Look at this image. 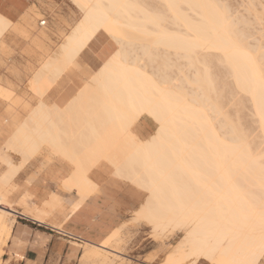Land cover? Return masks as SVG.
<instances>
[{
	"label": "bare ground",
	"instance_id": "1",
	"mask_svg": "<svg viewBox=\"0 0 264 264\" xmlns=\"http://www.w3.org/2000/svg\"><path fill=\"white\" fill-rule=\"evenodd\" d=\"M70 1L82 15L32 75L29 86L39 99L98 32L116 48L66 106L40 99L1 146L7 166L0 174V259L13 226L6 215L14 211L9 197L17 185L9 183L45 147L74 166L62 186L75 187L80 198L92 188L86 172L102 160L145 189L137 217L156 231L184 229L164 264L190 256L256 264L264 254V3L244 1L242 15L232 14L225 0ZM0 18L6 21L1 38L12 20ZM255 29L259 44L250 39ZM246 99L257 135L243 126L242 109L234 110ZM142 114L158 123L146 140L131 129ZM8 149L20 164L13 165ZM57 197L39 207L28 190L16 202L42 220L62 200ZM119 229L83 250L80 263L112 264L100 251L118 255L107 245Z\"/></svg>",
	"mask_w": 264,
	"mask_h": 264
},
{
	"label": "rangeland",
	"instance_id": "2",
	"mask_svg": "<svg viewBox=\"0 0 264 264\" xmlns=\"http://www.w3.org/2000/svg\"><path fill=\"white\" fill-rule=\"evenodd\" d=\"M226 1L229 2L231 8H233L231 10L234 12L230 10L232 14L237 12L238 14L240 13L242 15H245L244 13L246 11L244 10L245 8H243V5L244 1L246 0H225V2ZM239 1H243V3L241 4V2ZM260 2L264 3V0H261ZM73 3L74 2L70 0H32V6H35L36 8V12L33 15L35 27L37 30H43L41 31L43 36L46 35L44 31L48 33V38L44 42L45 45H35L32 41L30 44V38L28 36L12 37L7 35L6 38H4V40H6V43L0 42V118L1 114L7 111L8 115H18L19 119H23L25 115L30 111L29 109L34 107L35 104L42 98L41 97L39 99L38 95L30 88V77L34 73V70L37 71L39 65L41 66V62L43 64L45 59H47L48 57L50 58L51 56L56 54L57 50L60 47V44L64 42L66 36L71 31L76 21L81 17L82 12L79 10L80 8L77 7L75 3ZM263 5L264 4H262V6ZM245 6L246 5H244V7ZM262 8H264V6ZM41 20L45 21L44 25H39V21ZM171 29L173 30V28ZM255 31L253 30V33L257 34L260 33L261 30L259 31L258 29H255ZM100 32L105 38H108L116 48V43L114 42V40L111 39V37L103 31ZM254 34L253 36H251L252 38H250L252 43H261L263 41L262 39L261 42H256L258 39L253 40L254 36H258ZM260 45L264 47V42H262ZM215 60H213V63ZM175 61L176 59L174 60V64L176 63L177 65H179L178 62L180 60L178 61L177 59V62ZM158 63H161V61H158ZM99 65L100 64H93L83 57H78L77 61H75L73 64H70L69 67L66 69L70 70L64 72L59 77L57 76V80L55 81L53 86L50 87L45 98L48 101L52 102L59 100V96H63V94L56 92L57 88H60L57 84L58 81L63 82L64 85H73V90L68 94H75V92L79 90L80 86L84 85L90 80V77L94 74L93 72H95L92 69L101 66ZM214 65L217 64L214 63ZM174 66L176 65H173L171 70L173 73H176L177 68L175 69ZM173 69L176 71H174ZM190 71L191 70L188 71V74L192 73ZM171 75L173 76V74ZM176 77H178V75ZM28 90L32 91L31 94H29ZM188 90L191 89L188 88L186 91ZM3 92L4 94H2ZM248 102V100L247 102H243L245 103V106L243 103L241 104L244 108L241 105H235L236 107H234V110L239 109V114L240 109H242L240 112V116L241 114H243L242 116L244 117L242 121L244 120L246 124H243V126L245 128H248L247 126L250 125V133L252 132L253 135H257V130L255 129L256 123L254 122L252 109ZM235 115L236 114H234V116ZM141 116L134 122L133 130L138 134L140 138L145 139L153 133L158 123L146 114H142ZM145 116L150 117L151 119ZM5 121H7V118L5 119ZM8 125L10 124L8 123ZM9 132L10 128L8 127H6V130L0 128V148L8 139ZM7 152L12 155L11 159L13 165L20 164L18 163L20 158L17 154H14V152L10 151L9 149L7 150ZM48 154L49 150L47 148H41L26 164L21 167L20 171L15 176V178L10 181V185L16 183L18 186H16L17 190L10 194V202L15 210L23 211L22 207L16 202V200L23 191L24 185L26 184L30 176L35 177L37 174H40L45 168H47L51 164L62 162L69 166L71 172L72 168L68 163L60 161L56 156L48 160ZM1 160L2 158H0V174L4 172V170H6L7 166L6 164H3L5 162H3V160L1 162ZM117 177L129 183V188L131 191V208L129 213L127 214L125 221L121 224L122 226L118 231L117 237L112 238L109 244L107 245L108 248L110 247L112 250H114L113 252L118 253V255L115 256L114 254L105 252L101 249V251H98L105 255H108L110 260L113 261L112 264H164L165 262H167L164 261L166 260L165 256L167 255V253L171 252L174 245H176L180 238L183 236L184 229L174 228L173 230V228H170L171 226H168L165 228L166 230L163 229L156 231L155 229H153L152 224L148 220H145L143 217H137L136 210L144 202L145 197L147 196V192L145 189L141 188L136 183L126 180V178H123L121 176ZM9 184L8 186L10 187ZM9 187L7 189H9ZM16 215L17 213L7 214L6 223L9 224L13 222L14 225L17 220ZM134 217L137 219H135ZM9 240H11L10 245ZM9 240H7L6 244L3 246L4 251L1 255L0 264H13V262H17L20 258V253L17 251L19 243L12 245V238L10 237ZM77 246H79L80 252L76 257L74 264H82V262L80 263L81 260H79L80 255L82 254L84 248H88L90 246L86 243H82L81 245ZM190 257L191 258L188 257L189 261L186 259L187 262L181 263L216 264L210 262L206 258L200 257L198 259L195 258L194 262V258L192 256ZM192 261L194 263H192ZM84 263L91 264V262L89 263V261ZM256 264H264V254L259 257Z\"/></svg>",
	"mask_w": 264,
	"mask_h": 264
},
{
	"label": "crops",
	"instance_id": "3",
	"mask_svg": "<svg viewBox=\"0 0 264 264\" xmlns=\"http://www.w3.org/2000/svg\"><path fill=\"white\" fill-rule=\"evenodd\" d=\"M35 12L36 8L32 6V0H0V13L12 20L11 25L2 34L0 42L6 43L4 38L7 35L12 37L28 36L30 44L32 41L35 45H45L44 42L48 38V33L44 31L46 35L43 36L41 33L43 30L36 29L33 21ZM114 48L113 43L105 38L101 32H98L78 57H83L93 64L101 65ZM98 68L92 70L96 71ZM68 70H64L58 77ZM54 80L55 83L57 79ZM53 82L50 87L53 86ZM57 84L60 88H57L56 92L63 94V96L58 97L59 100L50 102L45 98L50 87L41 99L48 105L55 104L59 108H63L76 94H73V96L68 94L73 90V85H64L60 81ZM28 91L31 94L32 91ZM6 118L7 121H4ZM23 119H19L18 115H8V112L5 111L1 114L0 128L3 130H6V127L10 128L9 138ZM133 125L131 126L132 130ZM133 133L140 140H146L151 136L150 134L147 138L142 139L134 130ZM7 154L10 157L12 156L8 152ZM53 157L49 155L47 159L50 160ZM56 157L60 161L68 163L72 168L71 172L69 166L65 163H53L35 177L30 176L18 198L29 190L32 193V198L34 197L35 204L44 208H47L44 206V202H47L52 196H58L57 199L62 197V200L60 199L59 204L49 210V214L42 220L33 219L26 211L15 209L12 211L11 214L17 213V220L12 226L9 238H12V244L13 239H16V244L19 243L17 251L20 253L19 260L13 262V264H74L80 252L77 245L82 243H86L90 247L102 245L108 236L121 228V224L130 211L131 191L129 183L117 177L120 175L123 177L124 175L119 174L116 176L118 172L108 161H99L86 172V179L92 185V188L83 198H80V194L75 187L67 189L62 186V182L71 175L74 166L63 156L56 155ZM10 244L11 240H9Z\"/></svg>",
	"mask_w": 264,
	"mask_h": 264
},
{
	"label": "snow or ice",
	"instance_id": "4",
	"mask_svg": "<svg viewBox=\"0 0 264 264\" xmlns=\"http://www.w3.org/2000/svg\"><path fill=\"white\" fill-rule=\"evenodd\" d=\"M6 21L3 20V18H0V24H4Z\"/></svg>",
	"mask_w": 264,
	"mask_h": 264
},
{
	"label": "built area",
	"instance_id": "5",
	"mask_svg": "<svg viewBox=\"0 0 264 264\" xmlns=\"http://www.w3.org/2000/svg\"><path fill=\"white\" fill-rule=\"evenodd\" d=\"M45 24V21L44 20H41V25H44Z\"/></svg>",
	"mask_w": 264,
	"mask_h": 264
}]
</instances>
